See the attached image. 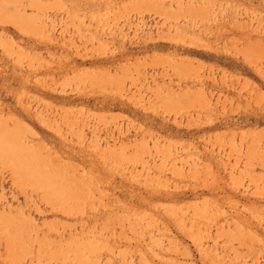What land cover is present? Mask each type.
I'll return each instance as SVG.
<instances>
[{"label":"rangeland","instance_id":"rangeland-1","mask_svg":"<svg viewBox=\"0 0 264 264\" xmlns=\"http://www.w3.org/2000/svg\"><path fill=\"white\" fill-rule=\"evenodd\" d=\"M0 264H264V0H0Z\"/></svg>","mask_w":264,"mask_h":264}]
</instances>
